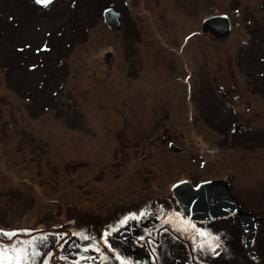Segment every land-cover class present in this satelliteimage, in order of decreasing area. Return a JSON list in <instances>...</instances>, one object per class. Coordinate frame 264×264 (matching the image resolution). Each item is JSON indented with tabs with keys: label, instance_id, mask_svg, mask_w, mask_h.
<instances>
[{
	"label": "rangeland",
	"instance_id": "1",
	"mask_svg": "<svg viewBox=\"0 0 264 264\" xmlns=\"http://www.w3.org/2000/svg\"><path fill=\"white\" fill-rule=\"evenodd\" d=\"M76 1L54 0L41 6L34 0H0V210L4 208L0 229L16 233L8 239V264H14L13 247L27 253L24 264H54L58 260L70 264L67 253L57 251L54 256L51 251L44 253V234L26 240L19 235L56 229L57 221L63 219L60 217L67 216L72 208L76 219H83L91 210L96 215L102 214L113 202L106 197L107 193L118 186L112 182L113 175L105 172L102 176L100 170L113 162L119 134L123 139L134 137L133 133L130 135L129 124H124L125 119L119 117L128 111L110 112L111 107L119 106L117 99L120 102V96L126 95L123 90L133 89L131 84L123 85L116 77L119 62L114 51L116 43L107 34L101 18L103 7H116L119 0L88 1L89 6L84 5V11L87 8L91 13L87 19L84 12L76 10ZM239 2L242 5L240 14L230 10V0L149 1L155 15L161 14L157 25L161 19L170 24L168 36L186 31L188 42H196L198 50L202 51L203 63L212 62L215 72L205 81L208 87L219 89L221 86L220 89L228 90L232 87L229 83L236 80L239 89H244L253 78L257 86L264 83L261 79L264 78V0ZM242 7L248 11L245 29L248 34L239 41V25L244 17ZM211 12H226L230 16L234 29L231 39L228 36L224 44H212L209 35L198 33L196 18ZM233 16L238 21H234ZM109 51L112 54L105 68L101 60L106 59ZM244 75L249 78L243 80ZM162 84L166 87L155 88L165 93L154 103L157 109L162 108V113L166 110L171 119L160 128L143 125L139 130L141 135L155 137L162 131L171 130L180 135L183 132L181 121L175 118L182 106L178 101L181 87L174 91L172 83ZM200 105L198 101L193 106L196 114L201 111ZM181 108L186 111L185 106ZM149 112L152 114V110ZM250 113L255 114V111H246V115ZM126 120H134L133 115H128ZM257 124L253 120L251 129L245 130V134ZM228 129L227 125L220 127V131ZM184 132L183 138L190 140L189 145H196L191 140L198 138L194 130L187 128ZM211 135L215 140L218 134L212 132ZM181 140L179 136L175 143L182 146ZM125 142L128 147L132 145V140ZM221 144L224 146L212 145V151L216 147L218 165H223L220 158L223 152L226 156L230 154V142L226 140ZM199 152L209 154L211 150ZM249 158L253 166H259V159L252 155ZM249 193L255 197L261 191L253 187ZM119 198L125 202L130 198L138 200L137 196L132 197L124 191ZM127 209L124 205L121 210ZM172 213L175 216L178 212ZM182 218L190 228H195V222ZM4 219H8V224ZM259 228L263 229L264 236V224ZM63 236L60 233L54 239L60 241ZM198 236L196 232L194 237ZM2 239L7 238L0 236ZM227 239H231L230 235ZM73 241L79 247L85 244L78 236ZM191 245L194 252L188 253L189 259L201 264H247L245 261L264 264V255L263 261L261 258L255 261L246 253L233 255L228 248L217 244L205 249L201 239L191 240ZM126 255L122 258L125 264H173L169 257ZM79 259V263L86 264L85 256ZM122 261L116 258L115 264H122Z\"/></svg>",
	"mask_w": 264,
	"mask_h": 264
},
{
	"label": "flooded vegetation",
	"instance_id": "2",
	"mask_svg": "<svg viewBox=\"0 0 264 264\" xmlns=\"http://www.w3.org/2000/svg\"><path fill=\"white\" fill-rule=\"evenodd\" d=\"M149 1L119 0V5L116 8L113 6L118 12L117 28L112 30L105 25L107 34L116 43L114 51L119 61L116 77L121 84L129 83L133 86V89L123 90L126 95L120 96V102L117 99L119 106L110 108L111 113L113 110L125 109L128 115L132 114L134 117V120L127 121V114H119V117L125 119L124 124H129L130 135L133 133L134 137L123 139L119 134L113 162L100 170L102 176L105 172L113 175L112 182L118 186H114L106 195L113 202L102 214L96 215L91 210L83 219H76L75 209L72 208L67 216L60 217L63 219L57 221L56 229L33 231L26 236H19L26 240L44 234V253L51 251V256L56 251L64 255L67 253L70 264H81L79 258L83 256L86 264H115V259L121 262L125 254L134 257L152 256L155 259L169 257L173 259V264H201L188 257V253L194 252L191 240L195 239L204 240L205 249L217 244L228 248L233 255L246 253L255 261L260 258L263 261L264 236L261 233L263 229L259 226L264 224V83L257 86L253 84V78L244 89H239L236 80L229 83L232 87L228 90L220 89L221 86L219 89L208 87V82L205 81L215 72L212 70V62L203 63L200 55L202 51L198 50L196 42H188L186 31L168 36L170 24L161 19L157 25L161 14L155 15ZM229 8L236 12L235 6L231 7L230 3ZM213 15L228 18L227 32L218 34L202 29L203 21ZM233 18L238 21L236 17ZM246 21L247 17H244L239 25V41L248 34L245 30ZM196 23L199 35H202L201 32L209 35L212 44H224L228 36L231 39L234 28L226 12L202 14L196 18ZM240 51L237 53L240 54ZM111 54L109 51L106 59L101 60L102 65L108 64ZM247 76L244 75L243 80L249 78ZM261 79L264 82V78ZM169 82L176 88L174 91L181 87L178 101L186 107L187 112L180 106L175 118L181 121L183 132L187 128L194 130L198 136L191 139L196 142L194 146L189 145L190 140L183 138L185 132L180 135L171 130L162 131V136L161 133L154 137L141 135L139 131L143 125L160 128L171 119L166 110L162 113V108L157 109L154 103V100L165 93L155 87ZM169 94L170 91L166 92L167 98ZM129 99L136 103L129 102ZM198 101L201 111L196 114L193 106ZM249 110L255 111V114L246 115ZM253 120L258 124L245 134V130L251 129ZM224 125L229 127L227 132L220 131V127ZM148 127L145 128L150 129ZM217 130L219 131L216 132ZM212 132L218 134L215 135V140ZM179 136L182 138V146L175 143ZM129 140H132L130 147L125 142ZM226 140L230 142V154L226 156L223 152L220 156L223 165H218L216 147L212 151V145L224 146L221 143ZM168 149L171 150L169 153ZM202 149H209L211 153H200ZM251 155L260 160L259 166H253L252 159L249 158ZM212 180L224 182L241 211L257 219L251 242L256 258L248 254L245 228L238 212L195 222V228H190L183 220L184 214L172 194L174 185L182 183L185 191L186 188H197L201 183ZM253 187L260 189L261 194L252 197L249 191ZM121 191L132 197L137 196L138 200L131 201L130 198L126 202L122 201L119 198ZM124 205L128 209L122 212ZM3 209L0 210V221ZM174 211L179 214L174 216ZM4 220L8 224V219ZM196 232L199 234L197 238L194 237ZM60 233L64 234L63 238L55 241L54 236ZM227 235H230V240ZM77 236L84 240L83 247L77 246L73 241ZM83 236L90 239H83ZM0 248L5 250L0 256V264H8V239L0 240ZM220 254H223L222 249Z\"/></svg>",
	"mask_w": 264,
	"mask_h": 264
},
{
	"label": "water",
	"instance_id": "3",
	"mask_svg": "<svg viewBox=\"0 0 264 264\" xmlns=\"http://www.w3.org/2000/svg\"><path fill=\"white\" fill-rule=\"evenodd\" d=\"M34 1L36 2V0ZM38 5L44 6L43 4ZM103 18L109 28L113 29L118 26V14L113 9H105ZM202 29L205 32L223 34L229 30L228 19L225 16L206 18L203 21ZM173 194L183 214L194 221L213 220L232 212H238L245 228V246L248 253L256 258L251 242L255 233L254 225L257 219L241 211L236 199L229 193L224 182L209 181L197 188H186L185 191L183 190V184L180 183L173 188Z\"/></svg>",
	"mask_w": 264,
	"mask_h": 264
},
{
	"label": "snow or ice",
	"instance_id": "4",
	"mask_svg": "<svg viewBox=\"0 0 264 264\" xmlns=\"http://www.w3.org/2000/svg\"><path fill=\"white\" fill-rule=\"evenodd\" d=\"M36 2L38 4H43L45 6L51 4L53 2V0H36ZM175 187V185H174ZM127 218H125V222H126ZM15 232H6L4 231L3 229H0V236H3L7 239H11L13 236H15ZM83 239H90V237L88 236H83ZM4 249L3 248H0V256L3 255L4 253ZM12 252H14L16 255H15V258H14V264H24V260L26 258V255L27 253L25 252L24 249H20L19 251H17V249L15 247H13L11 249ZM122 264H125L124 261H122Z\"/></svg>",
	"mask_w": 264,
	"mask_h": 264
},
{
	"label": "trees",
	"instance_id": "5",
	"mask_svg": "<svg viewBox=\"0 0 264 264\" xmlns=\"http://www.w3.org/2000/svg\"><path fill=\"white\" fill-rule=\"evenodd\" d=\"M85 1V2H84ZM88 1H90V0H77L76 1V3H75V7H76V10L78 11V13H83L84 12V16H85V18L87 19L90 15H91V13H90V11L89 10H87V8H86V10L84 11V5H85V7L87 6H89V3H88ZM230 5H231V7H234L235 6V11L237 12V14H240L239 13V7H241L242 5L240 4V2H239V0H231L230 1ZM106 7V6H105ZM105 7H103V9L105 8ZM244 8L242 7V9H241V13H242V15L244 16V17H247L248 16V11L245 9V10H243ZM102 11V10H101ZM244 17H242V18H244Z\"/></svg>",
	"mask_w": 264,
	"mask_h": 264
}]
</instances>
